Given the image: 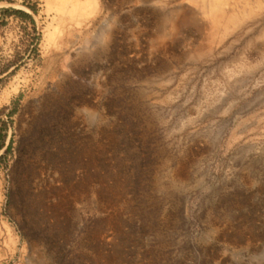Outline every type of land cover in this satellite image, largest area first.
I'll use <instances>...</instances> for the list:
<instances>
[{
    "label": "rangeland",
    "instance_id": "1",
    "mask_svg": "<svg viewBox=\"0 0 264 264\" xmlns=\"http://www.w3.org/2000/svg\"><path fill=\"white\" fill-rule=\"evenodd\" d=\"M3 9L0 264H264V0Z\"/></svg>",
    "mask_w": 264,
    "mask_h": 264
},
{
    "label": "trees",
    "instance_id": "2",
    "mask_svg": "<svg viewBox=\"0 0 264 264\" xmlns=\"http://www.w3.org/2000/svg\"><path fill=\"white\" fill-rule=\"evenodd\" d=\"M6 1L12 2V0H6ZM31 10L34 13H38V10L36 8H31ZM0 12L3 13L6 17H15L21 20L22 22H30L33 25L34 29L36 27V22L34 20V17L27 12L15 10V9H3ZM15 112L16 111H14L12 115L15 114ZM0 124L3 125L2 128L0 129V154H1V152L6 148V142L8 139V125L3 121H0ZM11 150H12V145H10L6 149L5 153L0 156V167L2 166L3 162H5L6 156L11 152Z\"/></svg>",
    "mask_w": 264,
    "mask_h": 264
},
{
    "label": "bare ground",
    "instance_id": "3",
    "mask_svg": "<svg viewBox=\"0 0 264 264\" xmlns=\"http://www.w3.org/2000/svg\"><path fill=\"white\" fill-rule=\"evenodd\" d=\"M233 13V12H232ZM264 35V34H263ZM262 38V37H261ZM263 40H264V36H263ZM260 43V42H259Z\"/></svg>",
    "mask_w": 264,
    "mask_h": 264
}]
</instances>
